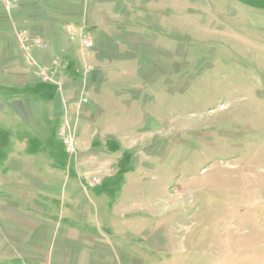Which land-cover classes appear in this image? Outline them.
I'll list each match as a JSON object with an SVG mask.
<instances>
[{"label": "rangeland", "instance_id": "1", "mask_svg": "<svg viewBox=\"0 0 264 264\" xmlns=\"http://www.w3.org/2000/svg\"><path fill=\"white\" fill-rule=\"evenodd\" d=\"M100 1L83 82L37 101L46 150L0 94V264H264V0Z\"/></svg>", "mask_w": 264, "mask_h": 264}, {"label": "crops", "instance_id": "2", "mask_svg": "<svg viewBox=\"0 0 264 264\" xmlns=\"http://www.w3.org/2000/svg\"><path fill=\"white\" fill-rule=\"evenodd\" d=\"M83 1L87 2V4ZM100 2V0H20L11 11H7L0 2V40L2 41H0V45H2L0 52L4 54L6 41H8L9 38H13V40H16L17 47L16 51H13L11 57L13 59H15V57L21 58L23 64L26 65L20 49V42L18 37H16L18 30H26L31 36L39 37L47 43L48 47L46 50L36 49L33 52L35 61L39 65L50 66L53 61L59 62V66L54 72L55 83L61 79L70 80L73 85L78 81L83 82L82 67L84 66L83 63L86 58L85 54L93 55V49L96 47V51L100 48V44H98L100 40L96 41V46H94V48L87 49L82 46L78 39H70L66 33V27L71 26L73 28V34L76 36L79 35L81 30L90 31L94 26L92 21L95 19L88 14L90 12H100ZM97 34L98 31L96 32V35ZM101 37L102 34L98 35L97 38L101 39ZM2 59H4V56H2ZM23 71V73L16 72L12 74L13 81L20 85L14 86L13 84L5 85L0 83L2 111L5 112L6 103H8L5 95L6 90L27 92V94L30 93L24 100L9 104L8 109L14 106L19 107L22 111L20 114L24 115V117L21 116V118L29 123L31 129L30 133L41 138H33L34 140H38L39 144L30 152H35L40 149L46 150L48 144L43 143V141L45 140L46 142V136L48 137L50 134L47 135L44 131L45 121L42 127V114L39 113L37 116L36 110H39L37 101H45L48 99L52 94V90H48L49 86L47 85L49 84L45 85V83H42L34 76L32 68H24ZM4 76L5 72L1 70L0 77L2 78ZM67 101L63 99L59 100V103L56 101L55 104L58 103V105H61L62 102L65 103ZM60 109L61 108L57 110L55 108L53 115L54 118H60L62 121L63 112L60 111ZM60 126L61 125H59L58 128ZM41 143H43V147L40 146ZM45 152L51 154L53 151L47 150ZM64 153H66L65 150ZM54 160L56 161V157ZM66 160L65 158V161ZM67 163L68 161H66V165ZM56 165H58L57 162ZM60 167L65 168L66 166L64 167L63 165ZM34 170L35 169H33V171ZM85 186L90 187L88 184ZM63 243L67 244L66 241ZM25 260L32 261L34 259L25 257Z\"/></svg>", "mask_w": 264, "mask_h": 264}, {"label": "built area", "instance_id": "3", "mask_svg": "<svg viewBox=\"0 0 264 264\" xmlns=\"http://www.w3.org/2000/svg\"><path fill=\"white\" fill-rule=\"evenodd\" d=\"M19 1L20 0H0L7 11H11L19 3ZM66 33L71 40H75L76 37H79L83 47L87 49L94 48V41L84 30H81L79 35L76 36L73 34V28L71 26H67ZM17 37L20 42L21 51L24 53L25 62L34 68L33 72L38 77V79L45 84H60L55 83L54 80V72L57 70L59 62L53 61L50 66H40L33 57V50H46L48 47L47 43L41 38L30 36L26 30H18ZM88 102L89 100L85 99L80 103L86 105ZM58 138L61 141L67 155L70 156L76 152L78 140L76 138L74 129L67 122L59 127ZM101 183L102 180L99 177L93 176L89 179L87 184L90 187H97L101 185Z\"/></svg>", "mask_w": 264, "mask_h": 264}, {"label": "trees", "instance_id": "4", "mask_svg": "<svg viewBox=\"0 0 264 264\" xmlns=\"http://www.w3.org/2000/svg\"><path fill=\"white\" fill-rule=\"evenodd\" d=\"M187 98H190V96H187ZM51 154H53V157L55 158V157H57V155H56V152L54 151V152H52ZM128 161V163L130 162V160L128 159L127 160Z\"/></svg>", "mask_w": 264, "mask_h": 264}]
</instances>
